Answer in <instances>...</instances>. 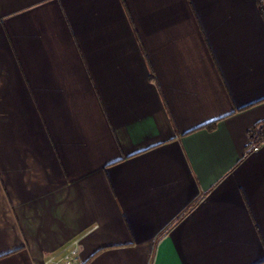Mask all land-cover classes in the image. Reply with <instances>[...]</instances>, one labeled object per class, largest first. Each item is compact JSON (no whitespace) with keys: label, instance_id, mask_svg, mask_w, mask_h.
<instances>
[{"label":"crops","instance_id":"crops-1","mask_svg":"<svg viewBox=\"0 0 264 264\" xmlns=\"http://www.w3.org/2000/svg\"><path fill=\"white\" fill-rule=\"evenodd\" d=\"M262 119L256 0H0V264H264Z\"/></svg>","mask_w":264,"mask_h":264},{"label":"trees","instance_id":"trees-1","mask_svg":"<svg viewBox=\"0 0 264 264\" xmlns=\"http://www.w3.org/2000/svg\"><path fill=\"white\" fill-rule=\"evenodd\" d=\"M256 5L258 7V10L260 12V15L262 16L263 22H264V0H256ZM213 123L209 124L208 126H212ZM247 152L252 149L253 146L258 145L259 143L264 141V119L256 122L253 124L248 130H247ZM198 200L192 202L186 210H184L175 220L173 223L178 221L188 210L191 209V207L197 202Z\"/></svg>","mask_w":264,"mask_h":264},{"label":"built area","instance_id":"built-area-1","mask_svg":"<svg viewBox=\"0 0 264 264\" xmlns=\"http://www.w3.org/2000/svg\"><path fill=\"white\" fill-rule=\"evenodd\" d=\"M258 145L254 146V150L258 149ZM76 241L69 245L67 251L62 254L50 256L47 260L51 264H81L77 257Z\"/></svg>","mask_w":264,"mask_h":264}]
</instances>
